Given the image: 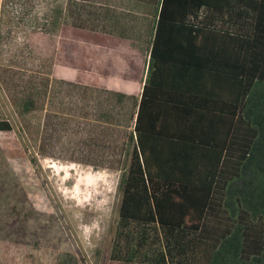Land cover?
Segmentation results:
<instances>
[{"label": "trees", "instance_id": "16d2710c", "mask_svg": "<svg viewBox=\"0 0 264 264\" xmlns=\"http://www.w3.org/2000/svg\"><path fill=\"white\" fill-rule=\"evenodd\" d=\"M155 15L143 87L73 75L135 103L111 264H264V0H158Z\"/></svg>", "mask_w": 264, "mask_h": 264}, {"label": "rangeland", "instance_id": "374dc122", "mask_svg": "<svg viewBox=\"0 0 264 264\" xmlns=\"http://www.w3.org/2000/svg\"><path fill=\"white\" fill-rule=\"evenodd\" d=\"M157 4L2 0L0 120L13 132L0 136V264H111L135 103L73 75L86 63L122 69L144 52ZM74 32L124 41L115 55Z\"/></svg>", "mask_w": 264, "mask_h": 264}, {"label": "crops", "instance_id": "0c3cea01", "mask_svg": "<svg viewBox=\"0 0 264 264\" xmlns=\"http://www.w3.org/2000/svg\"><path fill=\"white\" fill-rule=\"evenodd\" d=\"M158 7V4H157ZM156 7V10H157ZM155 10V13H156ZM157 23L156 15L153 17V26L151 28V32L149 34L148 38V46L144 52H142L141 49L138 48V53L133 52L132 53V58L128 61V64L125 63L122 66V69H117V70H112V69H97L93 70V68L90 66V64H84L83 69L85 71H88L90 73L100 75V76H107L110 78H114L116 80H122V81H127L128 83H133V84H140L141 87H143L141 81L145 80L147 76V70H148V61H149V54H150V47H151V42H152V32ZM75 36H79L81 38H84L86 43L87 41L90 40L91 42H94L95 44L99 45L100 47H106L109 51L113 52V50H118V46L120 44L123 45V41L120 37L118 38L117 36L110 35V34H105V33H95L91 36L87 35V33L82 34V33H77L74 32ZM145 36L143 35L141 39H144ZM115 55H117V52H113ZM131 53V52H130ZM129 53V54H130ZM87 62V61H86ZM89 62V61H88ZM82 64V63H81ZM82 68V67H81ZM121 71V74H120Z\"/></svg>", "mask_w": 264, "mask_h": 264}]
</instances>
